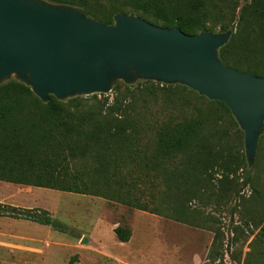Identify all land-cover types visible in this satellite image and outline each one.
Here are the masks:
<instances>
[{"label": "trees", "instance_id": "1", "mask_svg": "<svg viewBox=\"0 0 264 264\" xmlns=\"http://www.w3.org/2000/svg\"><path fill=\"white\" fill-rule=\"evenodd\" d=\"M45 1L78 7L105 25L112 24L116 13H133L152 25L177 28L186 35L230 29L228 42L218 50L220 62L239 72L264 75V0H108L106 5L97 0ZM133 89L151 96L159 91L175 93L184 103L185 98L191 99L196 115L147 121L136 110ZM110 93L111 102L104 95H90L64 102L48 96L41 103L28 87L13 79L0 84V181L101 197L182 223L199 215L185 203L196 200L204 203L199 205L203 208L210 199L219 201L235 193L238 170L245 174L243 184L248 183L250 170L243 151L234 149V141L225 142L226 130L218 126L237 127L223 103L209 101L181 85L151 81L133 85L118 81ZM148 128H153L150 141L145 139ZM237 144L242 150L240 138ZM141 182L150 188L160 183L163 191L154 194L149 189L147 195L150 202L167 205L140 203L133 189ZM0 216L67 232L43 209L0 205ZM112 231L117 241H128L127 228L116 226ZM211 231L206 262L221 264V245ZM256 241L264 242V222Z\"/></svg>", "mask_w": 264, "mask_h": 264}, {"label": "water", "instance_id": "2", "mask_svg": "<svg viewBox=\"0 0 264 264\" xmlns=\"http://www.w3.org/2000/svg\"><path fill=\"white\" fill-rule=\"evenodd\" d=\"M231 34L186 35L133 13H116L105 25L71 5L0 0V84L13 79L41 103L106 95L118 81L184 86L228 109L250 169L264 133V75L220 62L218 50Z\"/></svg>", "mask_w": 264, "mask_h": 264}, {"label": "rangeland", "instance_id": "3", "mask_svg": "<svg viewBox=\"0 0 264 264\" xmlns=\"http://www.w3.org/2000/svg\"><path fill=\"white\" fill-rule=\"evenodd\" d=\"M97 1L108 4V0ZM132 91L136 110L147 121L189 119L196 115L191 99L185 98L187 103H184L175 93L168 95L159 91L151 96L138 89ZM104 96L111 102L112 93ZM218 126L226 130L223 140L234 141V149L242 151L237 144L239 138L242 140V133L236 132L239 129L226 123ZM152 130L148 128L145 139L150 141ZM249 170L245 185L243 171L236 172L232 195L219 201L210 199L203 208L199 205L204 203L196 200L185 203L189 210L199 212L198 216L187 218L186 223L101 197L33 191L30 195L37 199L36 203L53 210L50 217L64 225L67 232L62 235L45 229H25V234L21 226L1 222L0 264H207L212 229L221 245L218 249L221 264H264V242L256 241L264 222V136L258 140ZM215 182L213 179L212 183ZM148 190L155 194L163 191V186L157 182L150 188L147 182H141L133 193L140 203L149 207L157 205L156 200L149 201ZM116 226L130 227V244L121 245L110 236Z\"/></svg>", "mask_w": 264, "mask_h": 264}, {"label": "crops", "instance_id": "4", "mask_svg": "<svg viewBox=\"0 0 264 264\" xmlns=\"http://www.w3.org/2000/svg\"><path fill=\"white\" fill-rule=\"evenodd\" d=\"M44 190H50V189H45V188H38V187H32V186H26V185H18V184H13V183H8V182H2L0 181V205L2 206H7V207H12V208H17V209H23V210H29L33 208H38V209H43L46 210L49 215L51 216L53 214V210H51L48 206L45 205H38L36 203L37 199L32 197V192L33 191H44ZM55 191V190H51ZM56 213V212H55ZM1 222H9L10 224H16L21 226V230H31V229H41V230H47L48 232H56L60 233L57 231H53L50 229L49 226H43L39 225L37 223H33L27 220L23 219H13L9 217H4L0 216V223ZM113 227L110 231V236L117 241L115 234L113 233ZM129 230L130 236L127 242H119L121 245H128L131 243L132 239V231L130 227H125ZM21 231L25 234H27L26 230ZM64 235V233H60ZM119 244V245H120ZM137 248L138 246H134Z\"/></svg>", "mask_w": 264, "mask_h": 264}]
</instances>
